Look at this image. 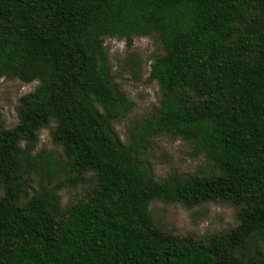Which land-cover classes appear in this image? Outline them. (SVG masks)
Masks as SVG:
<instances>
[{
    "label": "trees",
    "instance_id": "16d2710c",
    "mask_svg": "<svg viewBox=\"0 0 264 264\" xmlns=\"http://www.w3.org/2000/svg\"><path fill=\"white\" fill-rule=\"evenodd\" d=\"M142 36L164 51L148 77L161 99L124 142L114 123L134 103L104 38ZM0 78L38 83L15 126L0 114V264H264V0H0ZM51 123L62 157L36 152ZM163 134L214 171L158 180L143 153ZM62 174L96 186L64 208L49 187ZM154 200L227 203L239 224L183 242L154 223Z\"/></svg>",
    "mask_w": 264,
    "mask_h": 264
},
{
    "label": "rangeland",
    "instance_id": "374dc122",
    "mask_svg": "<svg viewBox=\"0 0 264 264\" xmlns=\"http://www.w3.org/2000/svg\"><path fill=\"white\" fill-rule=\"evenodd\" d=\"M104 46L108 54L116 82L127 98L134 103L132 111L122 120L114 123L115 133L129 142L130 130L157 111L161 92L156 82H149V72L154 60L164 54L157 36L135 37L131 45L118 37L104 38ZM38 83L29 84L21 81L0 78V114L6 128L18 123L17 106L19 99L33 92ZM51 123L38 133L36 152L54 151L62 157V147L52 142ZM143 158L154 171L158 180L172 175L207 176L211 174L213 165L204 156L193 155V145L179 138L163 134L151 139L150 145L143 153ZM69 174L61 177L49 187L59 186L61 204L71 207L82 200L96 186L94 177L89 174L82 182L72 185ZM32 188L40 190L47 182L34 176ZM30 191L29 196L34 194ZM3 190L0 188V196ZM238 208L227 203H204L188 208L179 203H166L154 200L150 203L149 214L154 223L168 235H173L183 242H207L213 236L227 234L239 224Z\"/></svg>",
    "mask_w": 264,
    "mask_h": 264
}]
</instances>
